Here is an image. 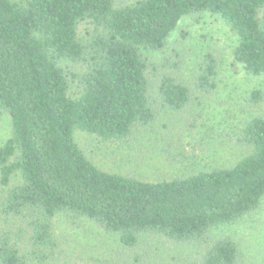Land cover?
Returning a JSON list of instances; mask_svg holds the SVG:
<instances>
[{
    "label": "trees",
    "instance_id": "16d2710c",
    "mask_svg": "<svg viewBox=\"0 0 264 264\" xmlns=\"http://www.w3.org/2000/svg\"><path fill=\"white\" fill-rule=\"evenodd\" d=\"M204 12L237 36L234 65L263 74L264 0H0V115L11 121L0 145V264H68L60 215L119 238L104 257L70 264H264L224 232L264 199V117L242 129L248 154L234 165L157 182L103 170L75 136L126 141L162 107L184 122L214 93L216 60L183 76L149 58ZM263 100L255 91L248 103Z\"/></svg>",
    "mask_w": 264,
    "mask_h": 264
},
{
    "label": "rangeland",
    "instance_id": "374dc122",
    "mask_svg": "<svg viewBox=\"0 0 264 264\" xmlns=\"http://www.w3.org/2000/svg\"><path fill=\"white\" fill-rule=\"evenodd\" d=\"M134 1L116 0L119 5ZM237 43V36L218 14L204 12L184 17L165 49L150 55L149 61L165 67L168 59L172 65L167 69L173 66L174 71L179 68L180 75L189 76L211 56L217 63L214 93L199 100L184 122L181 115L162 107L151 125L136 128L126 141L106 142L77 130L76 140L86 156L105 171L151 182L234 165L248 154L238 142L242 129L252 119L264 117V100L254 106L248 103L255 91L264 94V73L250 74L234 65ZM63 66L69 68L67 62ZM10 134L9 116L0 115V145ZM55 222L57 234L65 239V246L71 247L70 258H63L61 263L66 259L64 263L75 261L74 255L102 258L108 249L118 247V236L89 221L60 215ZM224 232L232 233L252 258L257 255L264 259V199L254 215L224 228ZM93 243L97 244L94 250L90 248Z\"/></svg>",
    "mask_w": 264,
    "mask_h": 264
}]
</instances>
